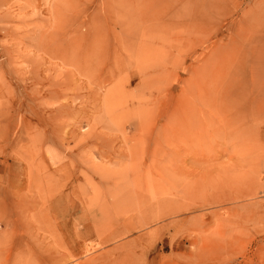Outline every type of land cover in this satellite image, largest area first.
<instances>
[{
    "label": "rangeland",
    "instance_id": "1",
    "mask_svg": "<svg viewBox=\"0 0 264 264\" xmlns=\"http://www.w3.org/2000/svg\"><path fill=\"white\" fill-rule=\"evenodd\" d=\"M0 264H264V0H0Z\"/></svg>",
    "mask_w": 264,
    "mask_h": 264
},
{
    "label": "crops",
    "instance_id": "2",
    "mask_svg": "<svg viewBox=\"0 0 264 264\" xmlns=\"http://www.w3.org/2000/svg\"><path fill=\"white\" fill-rule=\"evenodd\" d=\"M55 206H59V214L62 217H64L63 214V209H64V204H70L69 200L66 199V201H64L63 197H59L57 199H55V202L53 203ZM60 207H62V209H60ZM65 216H69V215H65Z\"/></svg>",
    "mask_w": 264,
    "mask_h": 264
},
{
    "label": "bare ground",
    "instance_id": "3",
    "mask_svg": "<svg viewBox=\"0 0 264 264\" xmlns=\"http://www.w3.org/2000/svg\"><path fill=\"white\" fill-rule=\"evenodd\" d=\"M181 131H183V129H182ZM183 132H184V131H183Z\"/></svg>",
    "mask_w": 264,
    "mask_h": 264
}]
</instances>
